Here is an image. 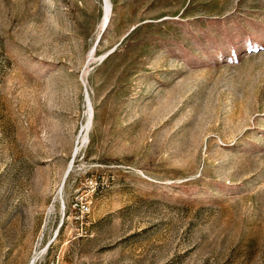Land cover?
<instances>
[{
  "label": "rangeland",
  "instance_id": "1",
  "mask_svg": "<svg viewBox=\"0 0 264 264\" xmlns=\"http://www.w3.org/2000/svg\"><path fill=\"white\" fill-rule=\"evenodd\" d=\"M0 0V264H264V0Z\"/></svg>",
  "mask_w": 264,
  "mask_h": 264
},
{
  "label": "bare ground",
  "instance_id": "2",
  "mask_svg": "<svg viewBox=\"0 0 264 264\" xmlns=\"http://www.w3.org/2000/svg\"><path fill=\"white\" fill-rule=\"evenodd\" d=\"M109 10H110V2L109 0H105V16H104L105 24L107 23L106 21L108 20L107 18H108Z\"/></svg>",
  "mask_w": 264,
  "mask_h": 264
},
{
  "label": "water",
  "instance_id": "3",
  "mask_svg": "<svg viewBox=\"0 0 264 264\" xmlns=\"http://www.w3.org/2000/svg\"><path fill=\"white\" fill-rule=\"evenodd\" d=\"M107 22V21H106Z\"/></svg>",
  "mask_w": 264,
  "mask_h": 264
}]
</instances>
